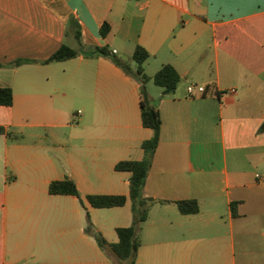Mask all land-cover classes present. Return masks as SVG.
<instances>
[{"label":"crops","instance_id":"0c3cea01","mask_svg":"<svg viewBox=\"0 0 264 264\" xmlns=\"http://www.w3.org/2000/svg\"><path fill=\"white\" fill-rule=\"evenodd\" d=\"M63 45L81 52L47 62ZM98 46L130 65L149 52L143 87L162 118L144 195L164 203L141 225L136 264H264V0H0V88L14 94L0 105V264H114L87 214L111 244L133 224L130 199L87 200L129 198L116 165L142 160L153 137L142 83L86 55ZM164 65L180 76L167 96L148 85ZM192 84L206 93L189 96ZM67 178L81 199L50 194ZM188 200L198 213L180 212Z\"/></svg>","mask_w":264,"mask_h":264},{"label":"trees","instance_id":"16d2710c","mask_svg":"<svg viewBox=\"0 0 264 264\" xmlns=\"http://www.w3.org/2000/svg\"><path fill=\"white\" fill-rule=\"evenodd\" d=\"M70 23H75L71 19ZM111 27L105 22L101 28V34L104 38L108 36ZM80 31L76 32V38L80 40ZM81 51L63 45L47 62L66 61L77 57ZM92 57H104L110 59L116 66L121 68L127 75H130L142 83V122L147 128L153 130V137L146 140L142 144L144 150V158L140 161L126 160L116 165L117 171L130 172V196H113V195H88L87 200L94 208H114L124 206L130 199L132 202L133 224L130 227L118 228L117 234L119 241L117 243H109L103 235L98 232L91 219L87 214L86 233L96 239L100 248L113 260L114 264H136L138 250L141 246L139 231L141 225L147 220L150 208L156 203H164L153 198H147L144 195V187L150 173L154 155L160 144L162 132V118L160 112L153 107L146 97L144 84L150 80L144 72V63L149 59V52L138 46L134 52L133 60L137 64V70L132 71L129 63L121 59L108 47H95L90 53H86ZM26 61H17L15 66H20ZM153 82L160 88H163V96L173 94L179 85L180 76L172 65H164L152 78ZM14 103V94L10 88H0V105L12 106ZM52 195H73L81 199V195L74 181L64 179L54 181L49 188ZM182 214H196L199 212V205L196 200L178 201L176 202ZM234 215H237L234 204Z\"/></svg>","mask_w":264,"mask_h":264},{"label":"built area","instance_id":"2783aa9c","mask_svg":"<svg viewBox=\"0 0 264 264\" xmlns=\"http://www.w3.org/2000/svg\"><path fill=\"white\" fill-rule=\"evenodd\" d=\"M187 90H188L189 96L196 97V96L204 95L206 93L207 88L203 85L192 84V85L188 86ZM237 92L238 91L236 88H232V89L228 90L229 94H236Z\"/></svg>","mask_w":264,"mask_h":264},{"label":"rangeland","instance_id":"374dc122","mask_svg":"<svg viewBox=\"0 0 264 264\" xmlns=\"http://www.w3.org/2000/svg\"><path fill=\"white\" fill-rule=\"evenodd\" d=\"M131 67H132V69L134 70V71H136L137 70V64H136V62H132V65H130ZM149 85V89H151V87H155V88H157V86H156V84L155 83H150V84H148ZM151 91V90H150Z\"/></svg>","mask_w":264,"mask_h":264}]
</instances>
